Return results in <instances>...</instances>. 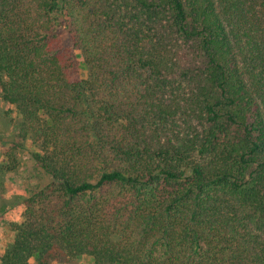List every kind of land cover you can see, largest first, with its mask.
<instances>
[{
  "label": "trees",
  "instance_id": "trees-1",
  "mask_svg": "<svg viewBox=\"0 0 264 264\" xmlns=\"http://www.w3.org/2000/svg\"><path fill=\"white\" fill-rule=\"evenodd\" d=\"M0 96V264H264V0H0Z\"/></svg>",
  "mask_w": 264,
  "mask_h": 264
},
{
  "label": "rangeland",
  "instance_id": "rangeland-1",
  "mask_svg": "<svg viewBox=\"0 0 264 264\" xmlns=\"http://www.w3.org/2000/svg\"><path fill=\"white\" fill-rule=\"evenodd\" d=\"M82 76L86 77V71L82 72ZM17 119L0 96V258L22 225L24 199L28 196L29 188L38 181H47L43 176L40 179L36 177L29 142H24L21 150L12 148L11 130ZM33 263L31 260V264ZM66 264H93V261L90 257H83Z\"/></svg>",
  "mask_w": 264,
  "mask_h": 264
}]
</instances>
